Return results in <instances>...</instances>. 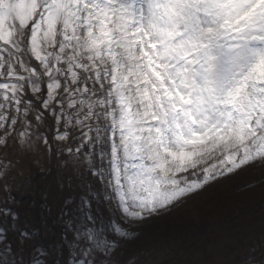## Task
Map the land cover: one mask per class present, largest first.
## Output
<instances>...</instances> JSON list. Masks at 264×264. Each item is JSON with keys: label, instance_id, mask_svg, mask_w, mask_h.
I'll return each mask as SVG.
<instances>
[{"label": "snow or ice", "instance_id": "6c2138e0", "mask_svg": "<svg viewBox=\"0 0 264 264\" xmlns=\"http://www.w3.org/2000/svg\"><path fill=\"white\" fill-rule=\"evenodd\" d=\"M54 144L110 190L87 264H136L116 259L134 226L264 169V0H0V179L13 149ZM255 251L238 264H264Z\"/></svg>", "mask_w": 264, "mask_h": 264}, {"label": "rangeland", "instance_id": "374dc122", "mask_svg": "<svg viewBox=\"0 0 264 264\" xmlns=\"http://www.w3.org/2000/svg\"><path fill=\"white\" fill-rule=\"evenodd\" d=\"M53 149H13L8 154L14 167L0 179V185H8L7 191L0 188V207L11 208L16 217L0 216V264H28L36 255L29 253L33 240L44 246L52 264H87L85 246L99 245L114 227L110 190L90 171L98 161H78L62 151L63 145L54 144ZM134 228L139 239L123 245L116 259L204 264L201 255L215 253L218 259L206 264H238L249 249L264 259V252L257 251L264 250V169L221 179L169 215Z\"/></svg>", "mask_w": 264, "mask_h": 264}, {"label": "trees", "instance_id": "16d2710c", "mask_svg": "<svg viewBox=\"0 0 264 264\" xmlns=\"http://www.w3.org/2000/svg\"><path fill=\"white\" fill-rule=\"evenodd\" d=\"M232 221H236V219L232 218ZM208 256H210L209 254L203 253V259L206 261Z\"/></svg>", "mask_w": 264, "mask_h": 264}]
</instances>
